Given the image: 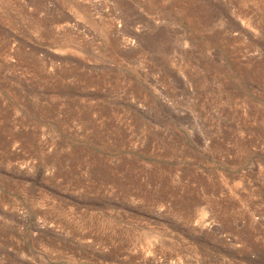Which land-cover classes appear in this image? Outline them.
<instances>
[{
	"label": "rangeland",
	"instance_id": "obj_1",
	"mask_svg": "<svg viewBox=\"0 0 264 264\" xmlns=\"http://www.w3.org/2000/svg\"><path fill=\"white\" fill-rule=\"evenodd\" d=\"M0 264H264V0H0Z\"/></svg>",
	"mask_w": 264,
	"mask_h": 264
}]
</instances>
